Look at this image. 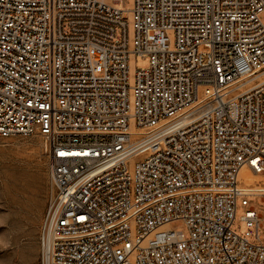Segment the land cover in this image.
Wrapping results in <instances>:
<instances>
[{"label": "built area", "instance_id": "1", "mask_svg": "<svg viewBox=\"0 0 264 264\" xmlns=\"http://www.w3.org/2000/svg\"><path fill=\"white\" fill-rule=\"evenodd\" d=\"M261 12L0 0V138L39 136L47 160L38 264H264L255 208L231 230L237 199L264 201L240 175L264 177Z\"/></svg>", "mask_w": 264, "mask_h": 264}, {"label": "rangeland", "instance_id": "2", "mask_svg": "<svg viewBox=\"0 0 264 264\" xmlns=\"http://www.w3.org/2000/svg\"><path fill=\"white\" fill-rule=\"evenodd\" d=\"M123 6L128 0H122ZM264 24V12L258 15ZM137 68H146L147 58L138 57ZM50 193L44 142L39 136L0 138V264H38V229ZM247 206L236 201L231 230L243 235L244 212L253 207L260 217L258 234L264 243V201L251 197ZM182 227L172 221L169 228Z\"/></svg>", "mask_w": 264, "mask_h": 264}, {"label": "bare ground", "instance_id": "3", "mask_svg": "<svg viewBox=\"0 0 264 264\" xmlns=\"http://www.w3.org/2000/svg\"><path fill=\"white\" fill-rule=\"evenodd\" d=\"M241 177H242V183L244 185H255L256 183L262 185L264 184V177H260L257 175H254L253 173H251L250 171H241L240 173ZM250 190L252 192H257L258 189L257 187H251Z\"/></svg>", "mask_w": 264, "mask_h": 264}]
</instances>
